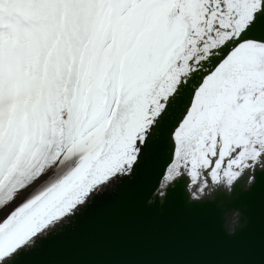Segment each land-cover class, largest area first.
I'll return each instance as SVG.
<instances>
[{"label":"snow or ice","instance_id":"1","mask_svg":"<svg viewBox=\"0 0 264 264\" xmlns=\"http://www.w3.org/2000/svg\"><path fill=\"white\" fill-rule=\"evenodd\" d=\"M154 164L161 203L264 184V0H0V264Z\"/></svg>","mask_w":264,"mask_h":264},{"label":"water","instance_id":"2","mask_svg":"<svg viewBox=\"0 0 264 264\" xmlns=\"http://www.w3.org/2000/svg\"><path fill=\"white\" fill-rule=\"evenodd\" d=\"M155 180L154 164L135 182L110 186L20 264H264V184L161 203L149 196Z\"/></svg>","mask_w":264,"mask_h":264},{"label":"clouds","instance_id":"3","mask_svg":"<svg viewBox=\"0 0 264 264\" xmlns=\"http://www.w3.org/2000/svg\"><path fill=\"white\" fill-rule=\"evenodd\" d=\"M232 221H233V223L238 224V222H239V213H238V210L235 211V212H233V214H232Z\"/></svg>","mask_w":264,"mask_h":264}]
</instances>
